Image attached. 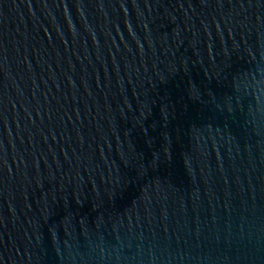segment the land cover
<instances>
[{"label":"water","instance_id":"1","mask_svg":"<svg viewBox=\"0 0 264 264\" xmlns=\"http://www.w3.org/2000/svg\"><path fill=\"white\" fill-rule=\"evenodd\" d=\"M0 264H264V0H0Z\"/></svg>","mask_w":264,"mask_h":264}]
</instances>
